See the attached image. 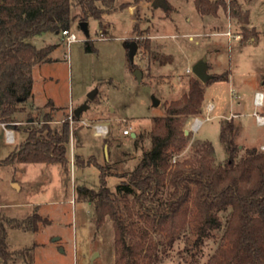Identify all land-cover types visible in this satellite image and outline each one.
<instances>
[{"label": "rangeland", "instance_id": "rangeland-1", "mask_svg": "<svg viewBox=\"0 0 264 264\" xmlns=\"http://www.w3.org/2000/svg\"><path fill=\"white\" fill-rule=\"evenodd\" d=\"M166 1L170 9L164 11L152 8L147 0H115L101 20H86L88 35L78 27L80 20L75 17L69 30L77 39L70 44L61 32H42L27 39L38 48L54 47L47 59L32 66V96L15 112V121L0 122L15 131L13 142L8 144L0 127V159L26 137L28 114L35 119L30 124L39 127L47 112L51 114V128H58L65 117L69 120L70 163L66 171L57 162L0 164V221L6 230V244L10 251L26 250L25 255L13 257L8 264H126V257L118 253L114 244L111 219L106 216L95 228L93 204L78 194L77 187L97 191L99 165L109 164L116 172L130 171L136 165L142 151L151 145L148 134L155 127L152 118L164 115L170 102L188 93V81L195 75L186 69L191 70L202 56L207 59L208 74L215 71L227 74V78L204 85L201 112L179 115L186 143L180 149L174 148L177 150L170 167H190L201 161L223 163L227 153L219 136L220 123L226 124V139L232 136L239 144L237 156H243L246 147L260 149L264 125L255 121L254 113H263L264 99L262 106H255L252 98L256 89L264 90V34L251 43L241 41L242 35L241 40L233 35H203L192 0ZM224 1L225 8H233L235 0ZM249 5L252 18L264 31V0H250ZM70 11L73 16L81 13L78 6H72ZM241 13L247 18L245 12ZM237 21L247 30H235L249 36L257 34L246 25L247 21ZM216 23L221 26L219 30H232L227 21ZM232 23L234 27L235 20ZM145 38L148 45L137 46L132 57L135 65L130 69L127 41L139 44ZM87 39L95 46L93 52L84 48ZM135 69L141 73V80L135 76ZM94 89V99L88 100V93ZM152 97L159 99L157 106L152 105ZM86 100L87 108L78 118H72V110ZM207 102L215 106L208 114L204 107ZM196 118L201 122L194 129ZM229 120L234 123L233 133L227 125ZM97 124L108 127L105 135H94ZM124 130L129 134L125 135ZM76 156L83 160L91 157L93 162L76 166ZM106 177L107 186L114 190L119 178L115 174ZM130 210L136 264H210L223 245L230 214V210L219 211L221 226L195 247L199 218L191 203L184 205L172 221L163 223L140 216L133 206ZM28 217L36 230L19 224Z\"/></svg>", "mask_w": 264, "mask_h": 264}, {"label": "trees", "instance_id": "trees-1", "mask_svg": "<svg viewBox=\"0 0 264 264\" xmlns=\"http://www.w3.org/2000/svg\"><path fill=\"white\" fill-rule=\"evenodd\" d=\"M115 0H0V122L15 121L14 114L21 104L30 98L33 79L31 68L47 59L54 47L46 45L38 48L27 39L42 32H61L69 29L70 22L79 17L101 20L113 7ZM139 1V0H135ZM150 1L151 0H147ZM194 7L202 15L216 14L225 7L224 0H193ZM80 7L81 13L71 14V7ZM136 13L137 9L134 7ZM232 14L247 20L237 10ZM136 30V25L134 24ZM241 30H247L244 27ZM242 41L249 37L243 33ZM139 47H147L148 39L138 41ZM86 51L93 52L95 46L90 40H84ZM134 62L129 59V67ZM227 74L212 75L205 84L226 79ZM204 83L196 76L188 81V93L182 98L170 102L166 112L153 117L154 129L149 132L151 145L143 150L139 161L130 171L116 172L109 164L99 165L100 184L97 191L78 186V194L93 204L95 228H99L104 218L109 216L114 227V244L126 264H136L134 246L131 241L130 206L140 216L151 221H172L188 203L196 209L199 218L198 236L194 246L198 247L204 237L211 235L221 226L219 211L230 210L227 226L223 233V245L210 264H264V148L246 147L243 156H237L239 144L232 136L226 139V124L220 123V139L226 145L227 158L223 163L214 164L201 161L197 165L170 167L175 147L185 144L179 115L201 112ZM74 119L75 116H73ZM29 123L25 127L26 137L0 164L19 162H57L66 171L69 167L68 139L71 128L67 117L62 119L58 128H51L48 122L51 115L45 113L44 122L39 127L28 114ZM230 131L235 132L234 123L227 122ZM137 139V138H136ZM134 139V143H136ZM180 142V143H179ZM209 148L212 144L206 141ZM75 165L93 162L89 157L83 160L76 156ZM168 175L166 194L163 192L165 175ZM115 174L119 181L114 190L107 186V175ZM36 220L39 216L35 213ZM30 218L19 224L24 228L36 230V224ZM26 250H8L6 230L0 221V260L8 264L15 256H23ZM219 256V257H218Z\"/></svg>", "mask_w": 264, "mask_h": 264}, {"label": "crops", "instance_id": "crops-1", "mask_svg": "<svg viewBox=\"0 0 264 264\" xmlns=\"http://www.w3.org/2000/svg\"><path fill=\"white\" fill-rule=\"evenodd\" d=\"M193 1V0H192ZM167 2V1H166ZM249 2H250V0H235V2H234V5H233V10H237V11H239L240 13L241 12H245L246 13V16H247V26H249V27H251V29L252 30H254L255 29V31L257 32V34L255 35L254 34V36H249L248 38H247V40L245 41V43H251V42H255L256 40H258V38H259V36L261 35V34H264V31H262V30H259V28H258V24L255 22V19H253L252 18V10H251V8H250V5H249ZM168 4V3H167ZM172 5V4H171ZM194 5V4H193ZM227 6V5H226ZM128 7H129V9H132L133 8V6H131V5H128ZM177 8V7H176ZM196 8V7H195ZM170 8H169V4H168V9L167 10H169ZM178 8H177V11L176 12H178ZM227 10V11H226ZM164 11H166V10H164ZM176 12L174 13V15L176 14ZM196 12H197V19L199 20V22H200V24H201V26H202V28L204 29L203 31V35H208V36H210V35H215V34H221V35H225V33L227 32V31H229L231 34H233V35H239L240 37H239V40H241L240 38H241V32H240V30H235V28L236 27H239V28H241L242 26H240L242 23L241 22H239V21H237V16H234L233 14H232V10H231V8L229 9V7L227 6L226 8L225 7H220L218 10H217V12H216V14H214V15H212V14H209V15H202V14H200L198 11H197V9H196ZM232 19L233 20H235V26L233 27V23H232ZM185 20L186 21H189L190 19H189V17H185ZM213 21H216V22H219V23H221V22H223V21H227V23H231V26H232V30L231 29H227L226 31H222V30H219V28L218 27H221L220 26V24H217L216 22L215 23H213ZM226 36H229V35H226ZM191 37V36H190ZM236 39H238V38H236ZM242 41V40H241ZM215 51H217V49H215ZM212 67V66H211ZM213 68V67H212ZM207 70H208V68H207ZM211 74L212 75H216L217 73L214 71V72H211ZM216 81H220V80H216ZM216 81H213V82H216ZM211 84V83H210ZM204 85H208V84H205L204 83ZM262 85H264V82H262ZM32 86H33V83H32ZM256 92H263V95H264V90L262 89V90H260V89H256L255 91H254V94L256 93ZM31 93H32V90H31ZM254 96V95H253ZM214 103V102H213ZM252 103L254 104V102H253V98H252ZM52 107H54L53 105H52ZM215 107V106H214ZM47 113V112H46ZM263 113H264V111H263ZM51 115V114H50ZM102 125H105V124H102ZM106 126V125H105ZM0 127H1V129L3 130V128H2V126L0 125ZM10 127H12V126H10ZM4 132V131H3ZM99 133H97L96 131L94 132V135H98ZM100 135V134H99ZM14 136H15V131H14ZM4 141H5V143H7L6 142V140H5V137H4ZM9 144V143H8ZM264 145V142L262 143V144H260V146L259 147H261V146H263Z\"/></svg>", "mask_w": 264, "mask_h": 264}, {"label": "water", "instance_id": "water-1", "mask_svg": "<svg viewBox=\"0 0 264 264\" xmlns=\"http://www.w3.org/2000/svg\"><path fill=\"white\" fill-rule=\"evenodd\" d=\"M150 6L152 8H163L164 10L168 9V4L166 0H151ZM78 27L81 28V30L85 33V35H88V27H87V21H80L78 24ZM137 42L131 40L127 41V57L130 59V61H133L132 57L134 53L137 50ZM207 59L206 57L202 56V58L198 59L197 61L194 62V64L191 67V73L195 75L202 83H206L209 79H211L212 74L207 73ZM135 76H137L138 80H141L142 76L141 73L138 70H134ZM96 90H92L88 93V100L94 99ZM84 101L81 105H79L77 108L73 109V115L75 118H78L82 111L87 108V101ZM159 104V99L152 97V105L157 106ZM187 132V130H185ZM134 136V133H132Z\"/></svg>", "mask_w": 264, "mask_h": 264}, {"label": "built area", "instance_id": "built-area-1", "mask_svg": "<svg viewBox=\"0 0 264 264\" xmlns=\"http://www.w3.org/2000/svg\"><path fill=\"white\" fill-rule=\"evenodd\" d=\"M61 34L63 35L64 39H65V42L67 44H70L72 42H75L76 39H77V36L70 32L69 29H63L61 30ZM225 35H229V36H232L233 34H231L229 31H227L225 33ZM234 38H238L239 39V35H233ZM187 72H191V70L189 68L186 69ZM263 99H264V95H263V92H256L253 96V102H254V105L255 106H262L263 104ZM205 109L207 111V114L210 113L212 111V109L214 108V104L213 102H207L205 104ZM254 116H255V121L259 123V125H264V113L262 114H256L254 113ZM73 118V116H72ZM201 122V120H199L198 118L195 119L194 121V129L195 126H199V123ZM0 125L2 126L3 130H4V137H5V140L7 143H12L13 142V139H14V129L12 127H10V125H6L4 123H0ZM95 131L97 133H99L100 135H105L108 131V127H106L105 125H102V124H97L95 125ZM123 133L125 135L129 134V131L128 130H124ZM264 148V145L260 147V149H263Z\"/></svg>", "mask_w": 264, "mask_h": 264}, {"label": "bare ground", "instance_id": "bare-ground-1", "mask_svg": "<svg viewBox=\"0 0 264 264\" xmlns=\"http://www.w3.org/2000/svg\"><path fill=\"white\" fill-rule=\"evenodd\" d=\"M195 128H196V126H195Z\"/></svg>", "mask_w": 264, "mask_h": 264}]
</instances>
